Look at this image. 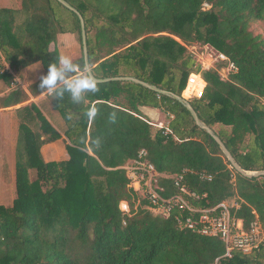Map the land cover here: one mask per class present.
<instances>
[{
	"label": "trees",
	"instance_id": "16d2710c",
	"mask_svg": "<svg viewBox=\"0 0 264 264\" xmlns=\"http://www.w3.org/2000/svg\"><path fill=\"white\" fill-rule=\"evenodd\" d=\"M16 1L15 8L0 5V81L7 86L11 71L39 63L46 75L49 65L60 67L58 48H50L58 32L77 33L81 41L77 14L57 0ZM65 1L84 20L94 78L132 77L152 88L129 80L97 82L76 102L62 82L57 96L40 88V78L27 91L0 97V108H7L46 93L67 139V158L45 161L42 146L61 134L37 103L15 109V197L10 206L0 204V264H264V243L224 257L217 237L180 228L177 210L166 219L153 214L121 168L144 149L164 197L178 193L173 177L185 171L183 183L198 196L187 197L193 208L233 199L230 212L244 228L257 220L264 231V175L248 177L232 167L173 97L193 107L241 169L264 171V0ZM194 44L224 54L235 70L222 79L220 65L201 68L188 49ZM71 62L76 70L66 73L67 80L89 76L82 48ZM191 74L205 84L200 97L186 89ZM142 107L166 115L168 131L154 130Z\"/></svg>",
	"mask_w": 264,
	"mask_h": 264
},
{
	"label": "built area",
	"instance_id": "2783aa9c",
	"mask_svg": "<svg viewBox=\"0 0 264 264\" xmlns=\"http://www.w3.org/2000/svg\"><path fill=\"white\" fill-rule=\"evenodd\" d=\"M214 53L215 61L226 62V69L228 71L235 70L234 64L224 54L216 50ZM11 73L13 74V80H15L14 73L12 71ZM13 80L11 84H13ZM199 80H201L199 74H191L188 77L186 86V89L188 86L193 87L189 93L196 97L201 96L205 86L202 80V85L198 86L197 82ZM165 127L160 128L168 131ZM146 157V150L141 149L132 164L121 168L126 171V175L130 180L129 187L142 196L147 202V208L153 214L166 219L177 210L179 215L176 217V220L179 227L200 235L220 239L225 247L224 257H230L234 250L248 253L258 249L264 243V231L257 220L251 222L249 228L245 229L242 219L231 214L230 209L236 204L224 201L213 208H193L187 197L197 198L198 196L194 192H191L183 183L185 171L173 177V184L178 193L167 198L164 197L161 194L163 188L158 185L159 174ZM200 178L210 180L211 176L201 173ZM119 208L123 213H129V206L125 201L120 202ZM183 210H187L188 214H181Z\"/></svg>",
	"mask_w": 264,
	"mask_h": 264
},
{
	"label": "crops",
	"instance_id": "0c3cea01",
	"mask_svg": "<svg viewBox=\"0 0 264 264\" xmlns=\"http://www.w3.org/2000/svg\"><path fill=\"white\" fill-rule=\"evenodd\" d=\"M59 50V49H58ZM60 57H62V51H59ZM77 58L76 54H74L70 59ZM60 64V63H59ZM62 67V65H60ZM27 68H25L20 73H15V77L18 78L17 74H21V78H18L19 81L25 82L28 86L29 84L34 83L35 81L39 80L44 73L39 70L38 75L32 76L34 79L29 81L27 74ZM38 71V70H37ZM20 81V82H21ZM2 82L0 81V87ZM8 92V91H5ZM5 92L0 93V97L5 95ZM7 94V93H6ZM41 95V94H40ZM39 99V98H38ZM36 102V101H34ZM21 105L7 107V108H0V186L1 189L3 188L4 192L11 187L12 191H14V180H15V148H16V141L18 135V120L16 117L15 109L20 107ZM141 112L147 117L154 118L155 114H163L158 109H151L147 107L140 108ZM46 118L52 124V126L61 134V138L46 143L42 146L41 152L45 161H55L66 159V152H65V144L67 142L66 137L63 134V130L65 129V123L59 113L55 111L50 103L47 104L45 111H43ZM164 115V114H163ZM9 151H13L14 157L12 162L8 160L6 153ZM6 195V193H5ZM7 197V196H6ZM14 195L10 199L13 201ZM12 203V202H11Z\"/></svg>",
	"mask_w": 264,
	"mask_h": 264
},
{
	"label": "rangeland",
	"instance_id": "374dc122",
	"mask_svg": "<svg viewBox=\"0 0 264 264\" xmlns=\"http://www.w3.org/2000/svg\"><path fill=\"white\" fill-rule=\"evenodd\" d=\"M17 1L16 0H0V5H4L7 7H12L15 8L17 6ZM206 7H208L207 5H205ZM258 31H260V29H257ZM57 31L58 27H57ZM56 42L54 44H52L50 46L51 49H53L54 47L58 48L59 51H62V56H69L70 58L76 54V56L78 57L81 53V48H82V42L79 41V36L77 33H60L58 32L57 36H56ZM188 49L190 50V52L193 54L194 58L196 59L197 64H199L203 69L206 68H213L216 67L217 65H220V67L218 68L219 74L221 76L222 79H227L228 77V73L230 71H228L226 69V62H219V61H215V56H214V52L215 49L212 48L209 45H198V44H194L188 47ZM38 64L39 63H35ZM4 66L8 67L6 64H3ZM34 65V64H32ZM28 70V80L31 81L35 78L36 75H38L39 70L41 71L40 65L38 68H31V65L26 67ZM24 70V69H23ZM22 70V71H23ZM38 70V71H37ZM14 73V72H13ZM18 78H21V74H17ZM30 75L34 76L30 77ZM17 77H15V80H13V84H10V86L5 85L3 82L1 84L0 87V93L1 92H5V91H11L13 89H23L25 91H27L28 86L30 85H26L25 82H21L19 81ZM198 85V82H197ZM199 86V85H198ZM193 87L189 86V91H191ZM8 92H5L8 93ZM39 98V99H38ZM48 95L46 93H42L41 95H38L36 97L30 96L29 99L27 101H25L24 103L20 104V105H25L27 103L30 102H34L37 103L41 109L43 111H45L47 104L49 103L48 100ZM147 120L151 123V125L153 126V129H159L160 127H165L168 123V118L166 117V115L163 114H155L154 118H150L147 117ZM8 160H10V162H12L13 157H14V153L13 151H9L6 153ZM31 178H33V173L31 171L30 173ZM12 188L9 187V189H7L5 192L3 190V188L1 189L0 186V204L4 205V206H10L11 202L10 199L12 198V196H15V192L11 190ZM6 193V195H5ZM140 195V194H139ZM7 196V197H6ZM227 202L235 204L233 199L228 200Z\"/></svg>",
	"mask_w": 264,
	"mask_h": 264
},
{
	"label": "clouds",
	"instance_id": "9594fccd",
	"mask_svg": "<svg viewBox=\"0 0 264 264\" xmlns=\"http://www.w3.org/2000/svg\"><path fill=\"white\" fill-rule=\"evenodd\" d=\"M59 63L62 67H58L56 64L49 65L47 74L41 77L39 85L41 89H46L49 93H52L57 90L58 81H60L65 85L63 91L70 92L72 99L76 102L82 99L85 90H96L97 81L91 76H83L71 81L66 79V73L76 70V65L71 62L69 56L60 57ZM38 67V64L31 65L33 69ZM63 91H56L57 96H62ZM95 111V109H89L88 115L90 117L94 116Z\"/></svg>",
	"mask_w": 264,
	"mask_h": 264
},
{
	"label": "water",
	"instance_id": "95a60500",
	"mask_svg": "<svg viewBox=\"0 0 264 264\" xmlns=\"http://www.w3.org/2000/svg\"><path fill=\"white\" fill-rule=\"evenodd\" d=\"M59 3H61L64 7L68 8L69 10L73 11L74 13L77 14L79 21H80V25H81V42H82V51H83V55H84V62H85V69L86 72L89 76H91L92 78L93 75L91 73V69L89 67L88 64V55H87V44H86V35H85V30H84V20L82 18V16L79 14V12L73 8L72 6H70L65 0H57ZM94 80H96L97 82H106V81H123V80H129V81H133L139 84H142L146 87L152 88L151 86H149L148 84L137 80L135 78L132 77H113V78H105V79H96L94 78ZM162 93H166L165 91H160ZM174 98L178 99L179 101H182L186 108L189 110V112L191 113L194 121L196 124L200 125L203 129H205L211 136L212 138L216 141V143L219 145L221 151L223 152V154L225 155V157L227 158V160L231 163L232 167H234L238 172H240L242 175L244 176H259V175H264V171L261 172H247L244 171L243 169H241L235 162V160L233 159L231 153L227 150V148L225 147V145L222 143V141L219 139V137H217L215 134H213L212 130L208 127H206L205 125L200 124L198 116L195 112V110L193 109V107L185 102L181 97L179 96H173Z\"/></svg>",
	"mask_w": 264,
	"mask_h": 264
}]
</instances>
